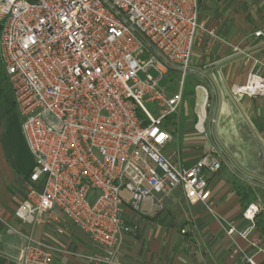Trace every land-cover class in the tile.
<instances>
[{"label": "built area", "instance_id": "obj_1", "mask_svg": "<svg viewBox=\"0 0 264 264\" xmlns=\"http://www.w3.org/2000/svg\"><path fill=\"white\" fill-rule=\"evenodd\" d=\"M199 11L200 0H0V60L35 159L19 220L34 228L65 218L102 250L99 263L117 264L126 202L136 211L163 208L181 189L212 212L209 176L220 156L187 166L166 153L173 136L165 123L182 104L194 47L203 34L216 37ZM254 35L264 39V26ZM173 70L182 75L176 93L160 87ZM204 93L195 125L203 135ZM229 94L264 98V76L250 72ZM261 211L250 205L243 216L254 224ZM253 227L238 233L255 251L236 247L231 258L240 255V264L264 255ZM25 240L17 264H53V245Z\"/></svg>", "mask_w": 264, "mask_h": 264}, {"label": "crops", "instance_id": "obj_2", "mask_svg": "<svg viewBox=\"0 0 264 264\" xmlns=\"http://www.w3.org/2000/svg\"><path fill=\"white\" fill-rule=\"evenodd\" d=\"M199 19L216 37L203 34L198 39L184 81L195 79L196 91L208 94L203 147L217 153L222 162L221 169L209 176L212 212L201 203L188 202L181 189L165 198L163 208L145 203L136 211L126 202L117 264H240V255L231 258L236 247L248 255L255 251L238 233L254 225L250 238L264 241L255 221L252 224L243 216L250 205L264 208V98L224 100L215 78L217 73L229 94L230 87L244 84L250 72L260 71L264 76V39L254 35L264 26V0H200ZM1 77L0 264H17L25 236L30 234L57 249L53 264H101L97 260L102 250L65 218L33 228L16 217L26 199L35 159L0 60ZM184 81L183 95L189 91ZM206 86L213 91L211 97ZM199 114L194 123L197 134ZM188 117L183 113L174 118L180 124ZM172 136L166 153L187 166L198 162V153L186 150L183 141ZM231 228L236 230L233 235L228 234ZM255 262L264 264V255H257Z\"/></svg>", "mask_w": 264, "mask_h": 264}, {"label": "rangeland", "instance_id": "obj_3", "mask_svg": "<svg viewBox=\"0 0 264 264\" xmlns=\"http://www.w3.org/2000/svg\"><path fill=\"white\" fill-rule=\"evenodd\" d=\"M154 74V73H153ZM181 73L180 74H168L164 79L160 81V87H166L170 85L168 88L171 92L178 91L177 89L180 87L181 84ZM0 79H3L1 77ZM189 84L190 87L189 88ZM196 81L195 79L191 82L184 81V89L189 91L183 95V101L179 108V111L173 115L171 118L167 120L165 123L166 128L173 132L172 134L179 138V140L183 141V147L186 150L193 151L192 153H198V158L201 159L207 153H210L204 149V143L206 138L204 135H199L194 131V123L196 121L197 113L200 112L201 108L204 105L206 99V95L203 92L196 91ZM200 84L202 82L200 81ZM203 85H206L203 83ZM208 93L211 97V93L213 92L209 86H206ZM188 113V119L184 120L182 123H177L175 121V116L179 114Z\"/></svg>", "mask_w": 264, "mask_h": 264}, {"label": "trees", "instance_id": "obj_4", "mask_svg": "<svg viewBox=\"0 0 264 264\" xmlns=\"http://www.w3.org/2000/svg\"><path fill=\"white\" fill-rule=\"evenodd\" d=\"M0 32H1V25H0ZM255 223L258 229L261 231V233L264 234V215L262 213L256 215Z\"/></svg>", "mask_w": 264, "mask_h": 264}, {"label": "water", "instance_id": "obj_5", "mask_svg": "<svg viewBox=\"0 0 264 264\" xmlns=\"http://www.w3.org/2000/svg\"><path fill=\"white\" fill-rule=\"evenodd\" d=\"M215 78L218 82V85H219V88L221 90V93H222V96L224 98V100H228V99H231V96L228 94V92L225 90V88L223 87V84L221 83V81L219 80V76L218 74L216 73L215 75Z\"/></svg>", "mask_w": 264, "mask_h": 264}]
</instances>
